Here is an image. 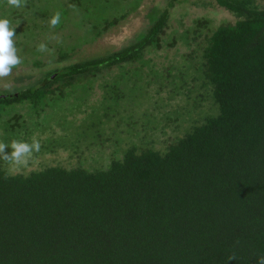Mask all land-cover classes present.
<instances>
[{
  "label": "trees",
  "instance_id": "1",
  "mask_svg": "<svg viewBox=\"0 0 264 264\" xmlns=\"http://www.w3.org/2000/svg\"><path fill=\"white\" fill-rule=\"evenodd\" d=\"M87 1L19 0L13 7L0 0V18L15 28L21 61L10 74L22 65L41 67L44 54L62 61L74 52L59 47L52 52L45 45L41 58L40 44L34 43L39 27L28 10L49 22L47 15L60 7L85 15ZM213 1L232 22L210 29L206 20H196L179 37L188 53L179 54L178 46L170 61L189 67L194 80L201 79V92L193 84L173 87L172 78L183 85L187 76L174 67H155L148 57L176 43L165 26L181 0L152 9L147 29L107 57L43 73L36 83L23 74L14 77L13 89L3 90L0 140H35L40 150L23 166L35 167L17 173L10 170L17 164L0 153V264H257L264 256V0ZM105 2V16L85 26L89 40L73 43L77 49L136 12L142 0ZM24 52H31L30 60ZM122 64L126 69L101 87L105 120L85 126L94 128V122L98 129L117 120L115 128L124 123L125 129L116 134L115 149L134 144L104 168L83 166L79 159L74 167L60 164L57 153L84 145L86 133L102 142L92 128L79 138L71 135L78 118L67 133V105L59 110V100L68 99V115L77 117L73 101L90 92L98 74ZM168 85L169 96L155 110L169 111L142 115L138 128L123 114L129 109L119 113L127 94L152 89L159 96ZM182 99L192 104L179 134L175 107Z\"/></svg>",
  "mask_w": 264,
  "mask_h": 264
},
{
  "label": "rangeland",
  "instance_id": "2",
  "mask_svg": "<svg viewBox=\"0 0 264 264\" xmlns=\"http://www.w3.org/2000/svg\"><path fill=\"white\" fill-rule=\"evenodd\" d=\"M66 1V0H64ZM106 0H100L98 2L91 3L89 0L85 2V15L82 14H76L75 10H72L70 6H66L64 8L60 7L57 9V12L60 13V23L57 24L55 27L57 28H50L49 22L44 19H40V14H35L34 16L31 12V9L28 10L27 15L32 18H34V24H36L39 29L36 30V37H35V44H43L47 47L50 46L51 50L49 51H55L57 47H59L62 50L68 49V51H74L70 55H67V59L62 60L60 63H57L58 58H54L53 60L50 59V53L44 54L47 59L43 60V65L39 68L33 67L30 64L29 65H22L20 68L17 69L15 74L13 75V78L10 79V81L7 80H0V90H10V87L12 86V83L17 85L15 82H13L12 79L14 77H19L20 75H29L32 77L30 82H35L38 80L42 73L49 72V70H53L58 67H66L68 65H74L78 62L85 61L87 59L96 58V57H105L110 52H115L121 49L124 46H128L129 44H132L135 40V36L139 31L142 29H147L148 25H150V20L148 19V14L151 12L152 9L156 7H162L165 6L168 0H142L139 7H137L136 12L131 13L130 15L125 18V20H118L114 27L109 29L106 32H102L101 36L96 39L94 42L86 43L82 48H76L73 43L75 44H81L85 43L86 39L85 37H89L86 34L87 28L85 26H89L90 24L94 22H98L103 19L105 16V13L103 12L102 8L103 5L106 3ZM127 1V0H126ZM181 3H178L176 7L171 12V25H176L178 23H182L185 27L192 26L194 23V20L198 19H205L207 21L211 22V28H215L216 26H219L222 24V22L230 23L232 22V17L221 11V9L218 10V8L215 7V3L213 0H181ZM125 2V1H122ZM61 3H64L63 1ZM193 3H196L193 5ZM55 5V6H60ZM69 11L68 14L65 12ZM56 12V13H57ZM62 16V17H61ZM47 18L50 20L51 14L47 15ZM60 26V27H59ZM23 28V26L21 27ZM41 29V30H40ZM40 30V31H39ZM86 30V31H85ZM204 29L203 31H205ZM85 31V34H84ZM76 39V40H75ZM178 42H176L175 46H173L171 49L162 47L159 50L149 53V58L151 60V63L155 65V67H162V68H168L171 67L175 68L176 74H183L187 76V78L184 80V82L190 86L195 85V90L197 92H201V89H199L201 85V79L197 78V81L194 80L192 75V72L189 70V67H185L183 63H177V62H170L172 55L176 52ZM81 47V46H79ZM54 49V50H52ZM67 51V50H66ZM188 53L186 49H184L183 46H180L179 54ZM31 52H24L23 55L26 57L27 60H30L32 57L29 55ZM41 58H43L44 51H40ZM126 69V66L119 65V66H113L109 70L106 69L102 71L100 74L96 77V82L91 85L90 92L85 95V92L82 91L79 100L73 101V104L77 106V118L80 120L82 124H86L91 122L92 120H96L98 117H100L103 120H105V117H102L104 110L103 107L106 104V95H104V91L101 88L105 83H108L112 77L115 74L122 73L123 70ZM174 73V72H173ZM156 74V73H155ZM167 75H163L162 81L166 79ZM190 76V77H189ZM176 78V77H174ZM171 79L172 86L173 87H181L183 89V85H177L179 82H176L174 79ZM149 79H154V77L151 75ZM196 82V83H195ZM123 88V85L119 86V89ZM169 85L168 88L165 90L168 93L169 91ZM143 91V90H142ZM153 92V93H152ZM155 90L152 91L149 90V92L143 91V93L140 95L137 92H134L132 95L127 94L124 101L121 103L123 107L122 110L125 108L129 109L125 112V114L132 113L133 116H130L132 123H136V127L138 128V124H143L145 122V117L142 115H147V113L150 111H155V108H157L158 104H161L163 101V97L161 95L155 96L154 94ZM3 92L0 91V94ZM169 94V93H168ZM193 96V95H191ZM177 98H180L177 96ZM194 99V98H193ZM197 101V99H196ZM59 103L61 105L58 106L59 110H62L65 106L62 105L66 104L67 106H70L68 103V99L65 100H59ZM200 103H206L204 101H200ZM192 102L182 99L180 102H177V106L175 107L176 112L179 113L178 117H176L178 122H180V128L177 129V133H182L187 128V122H188V114L187 107H191ZM205 106V105H204ZM208 107V106H207ZM65 112H67V109H64ZM64 112V113H65ZM201 112V111H200ZM199 112V113H200ZM200 116V114H199ZM99 118V119H100ZM144 119V120H143ZM125 120L123 119V122ZM137 121V122H136ZM116 120H112L111 122L105 124L102 126V129H104L105 133V143L103 146L97 141L89 137V133H86L85 141L86 143L84 145H79L75 147L69 148V150L63 149L59 151L58 154V162L64 166L71 164L73 167L76 166L77 160H81L80 163H82L83 166L90 167V168H104L108 162H110V158H117L121 156L122 152L125 151L128 147H131L134 142H129L128 145H122L120 147H117L115 149L114 145V138L113 131L111 129H115L117 133H123L120 129H125L124 123L117 124L115 128ZM88 128H92L91 126H87ZM53 132L56 134L55 130L52 129ZM58 131V130H56ZM76 131V129H73V133ZM88 131V130H87ZM91 133L95 132V129L92 128L89 130ZM121 131V132H119ZM77 133V132H76ZM76 134H73L75 136ZM118 137V136H117ZM116 137V138H117ZM12 142V139L10 137L6 138V142H2L0 140V145L6 146L4 151L6 153H9L11 151L10 143ZM161 144V143H159ZM135 145L139 146L138 143H135ZM76 152V153H73ZM115 155V156H114ZM13 164V163H12ZM10 170L14 171V173L19 172V170H26L28 172L31 168L35 167V165H30L27 167H23L26 164L25 162L20 163V165H12ZM13 173V172H12Z\"/></svg>",
  "mask_w": 264,
  "mask_h": 264
},
{
  "label": "clouds",
  "instance_id": "3",
  "mask_svg": "<svg viewBox=\"0 0 264 264\" xmlns=\"http://www.w3.org/2000/svg\"><path fill=\"white\" fill-rule=\"evenodd\" d=\"M10 6L19 7V0H8ZM60 23V13H55L49 20V26L54 27ZM15 36V28L10 26V21L6 18H0V78L7 77L12 69L20 64V58L18 57L17 50L14 46L13 37ZM40 51H45V46L41 44L39 46ZM6 146L0 145V153L7 159H10L16 164L25 162L33 152L40 150V144L38 141L33 140L31 144L27 142L12 141L10 143L11 151L5 153ZM229 261L235 260V257L230 256ZM257 264H264V256L258 257Z\"/></svg>",
  "mask_w": 264,
  "mask_h": 264
},
{
  "label": "flooded vegetation",
  "instance_id": "4",
  "mask_svg": "<svg viewBox=\"0 0 264 264\" xmlns=\"http://www.w3.org/2000/svg\"><path fill=\"white\" fill-rule=\"evenodd\" d=\"M173 19H171L170 18V20L168 21V23L166 24V26H165V30L167 31V34H173V36H174V39H172V40H175L176 39V42H178L179 44H178V46H183V43H182V41L181 40H179V37H180V33L183 31V30H192L193 28H194V26L196 25L195 23H193L192 24V26H189V27H185L182 23H178V24H176V25H171V21H172ZM197 20V19H196ZM196 20H194V22L196 21ZM203 20H205V19H203ZM207 21V20H206ZM201 27H203V26H201ZM207 27L208 28H210L211 29V22L210 21H207ZM200 28V27H199ZM176 44V43H175ZM175 44H174V46H175ZM177 46V47H178ZM184 47V46H183ZM184 49H185V47H184ZM110 53H112V52H110ZM109 53V54H110ZM109 54H107L105 57H107ZM105 57H96V58H105ZM60 59H58V61H57V63H60L61 61H59ZM60 68H63V67H58V68H55V69H53V70H49V72H53V71H56V70H58V69H60ZM47 73V72H46ZM43 74V73H42ZM11 78H13V74H9L7 77H3V78H0V80L1 79H3V80H7V81H10V79ZM40 79V78H39ZM13 80V79H12ZM148 80H150V81H152V79H149L148 78ZM11 82V81H10ZM13 82H14V80H13ZM36 82H38L37 80L35 81V83ZM154 84V83H153ZM55 85H57V84H55ZM153 86V85H152ZM183 86L185 87V89H186V86H188L186 83H184L183 84ZM12 87H14V84L12 83V86L10 87V88H12ZM155 88V87H154ZM13 89V88H12ZM184 89V88H183ZM6 89H4V91H5ZM0 91H2L3 92V90H0ZM149 91V90H148ZM182 92V91H181ZM161 96L163 97V96H166L165 95V90H162L161 92ZM166 94H167V96L166 97H168L169 96V94L167 93V91H166ZM171 100V99H170ZM174 100V99H173ZM173 100H172V102H173ZM171 102V101H170ZM169 105H170V103H169ZM172 106H174V104L172 103ZM123 107L124 106H122L121 105V110H120V112L119 113H121L122 111H124V110H122L123 109ZM66 109H67V112H66V114H67V118H65L64 117V119H65V125H67V128H66V130H67V133H69V128H68V126L69 125H71V124H75V120L77 119V117H72V116H69L68 115V113H71V109H70V107H66ZM104 109V108H103ZM126 109V108H125ZM170 110V108H162V109H160V110H155V111H152V112H148L147 114H151V113H154V114H158L159 112L161 113V112H163V113H165L166 111H169ZM126 112V111H125ZM125 112L123 113L124 115H126L125 114ZM127 115H131V116H133L132 115V113H130V114H127ZM152 115V114H151ZM61 117H62V115H61ZM116 122L118 123V121L116 120ZM77 125L75 126V129H76V131L74 132V133H72L71 135H73V134H76L75 136H77V138H79L80 136L79 135H81L82 133H84L85 132V129L87 128V126H85V124H82L81 122H78V123H76ZM93 127H94V129H95V133H96V137L99 139V141H101L102 142V144H104L105 143V140H107L106 138H105V133H104V129H102L101 127L100 128H98V129H101V130H98L97 129V125L95 126V123L93 122ZM112 131H113V136H115V138H114V142L116 141V134H117V132L116 131H114V129H111ZM72 131H73V129H72ZM77 132V133H76ZM120 132V131H119ZM71 135L69 136V137H71ZM101 144V145H102Z\"/></svg>",
  "mask_w": 264,
  "mask_h": 264
}]
</instances>
